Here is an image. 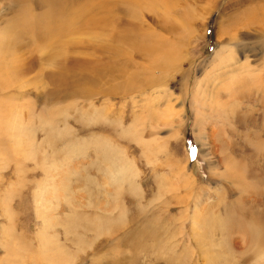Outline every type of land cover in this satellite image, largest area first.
<instances>
[{
  "label": "rangeland",
  "instance_id": "374dc122",
  "mask_svg": "<svg viewBox=\"0 0 264 264\" xmlns=\"http://www.w3.org/2000/svg\"><path fill=\"white\" fill-rule=\"evenodd\" d=\"M100 2L7 44L0 264H264V0Z\"/></svg>",
  "mask_w": 264,
  "mask_h": 264
},
{
  "label": "bare ground",
  "instance_id": "6f19581e",
  "mask_svg": "<svg viewBox=\"0 0 264 264\" xmlns=\"http://www.w3.org/2000/svg\"><path fill=\"white\" fill-rule=\"evenodd\" d=\"M10 1L12 3H21L24 6L22 7L21 11L18 10V12L21 13V16L19 17L22 20H19V17L17 14L18 12H17L13 15V17L11 16V18H9V21L5 25L4 29L0 28V75L5 74L8 77L9 76L11 77L14 74V70L11 69L12 64L11 62H9L8 65H2L1 61H2L4 54H6L7 52V49H8L7 44L10 42V39L12 38V34L13 36H15L13 33V30L16 32H20V33H26V32L30 33V29H31V34L33 36L36 35L37 39L40 38L42 40V43L47 44L50 40H53V39L59 38L62 35H66L68 33L77 31L76 29L78 28V25H77L78 18H80L84 24L88 22L95 23L94 21L96 18V16L94 15L95 9L97 11L101 7L102 8L106 7L104 2H100L98 5H95V3H98L99 0H39L46 7V8L44 7V9L49 10V14L43 17V20H40L38 19V17H36L35 18L36 23L33 24V19H32L33 9L31 10L30 8V4H29L30 0H10ZM125 1H128V0H125ZM108 17L107 16H104V17L97 16L96 21L101 24H103L104 22L108 23ZM30 25L32 26L30 27ZM129 40L130 39H126L124 37L120 39V41L122 42L123 41L127 42ZM134 43H135V46L142 45L141 41H139V44L137 40ZM17 59H18L17 69L20 70L19 66L21 65V62H20L21 59L20 57H18ZM115 69L116 68L110 67L108 69L109 71L107 70V72L114 73L116 71ZM132 80L134 81L135 77L132 78ZM6 83L7 81H3V83H0V87L6 88L7 87ZM3 113H5V115L7 113L9 116H6V118L5 116H2L1 118V115H0V125L6 128L8 127L9 129V125L11 122H9L8 119L9 118L11 119L12 115L14 117V109L12 106H9V103H7V101L5 103H2V101H0V114H3ZM14 118H16V116ZM14 120H17V119H14ZM22 139H24L23 136H22ZM22 139L19 140L20 143ZM28 148L30 147L28 146ZM21 150H22V147H21ZM257 227L259 226L257 225ZM259 231L256 230L257 234L260 233L257 235L258 239L262 237L261 235H263L261 234L262 232L261 231L259 232Z\"/></svg>",
  "mask_w": 264,
  "mask_h": 264
}]
</instances>
